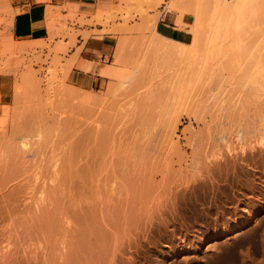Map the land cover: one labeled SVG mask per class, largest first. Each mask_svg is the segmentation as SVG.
I'll list each match as a JSON object with an SVG mask.
<instances>
[{
    "label": "rangeland",
    "instance_id": "obj_1",
    "mask_svg": "<svg viewBox=\"0 0 264 264\" xmlns=\"http://www.w3.org/2000/svg\"><path fill=\"white\" fill-rule=\"evenodd\" d=\"M8 1L0 0V252L3 253V244L10 245L11 251L3 253L6 259L0 258V264H53L47 258L52 249L62 247L60 251L65 252L63 240L69 247L73 244L68 245L67 240L80 230L84 217L89 213L92 216V204L96 208L98 202H103V208L98 206L100 210H95L102 212L105 204L109 207L112 201L116 206L120 203L114 200L122 198L120 192L129 193L123 181L120 186L119 180L116 183L123 174V164L128 162L124 159H136L134 155L140 157L144 153L149 158L150 151L155 162L146 165L149 173L146 170L145 185H139L138 195L134 196H139L138 200L125 195L132 203L138 201L136 204L143 206H138V213L130 204L135 216L141 212L146 217L137 215L142 219L136 217L137 225L133 220L130 225L131 216H135L128 212L130 201L126 197L118 205H122V218L117 212L122 209H114L118 206L107 207L113 208V217L114 212L120 216H116L118 220L110 217L117 222L123 220L124 212L132 214H126L129 219L124 220L135 227H129L128 233L124 220H114L115 226L126 227H119L122 232L118 231L121 235L125 230L127 237L122 235V240L117 232L113 234L114 240H119L115 242L119 252L113 248L109 264H211L223 251L228 254V264H264V171L259 175L264 161L262 164L258 160L259 171L244 163L247 173L231 169L226 179L212 174L205 187L201 178L192 182L194 187L184 183L193 176L196 158L203 157L201 149H226L228 134L222 133L226 136L220 138L217 127L226 128L229 119L233 122L228 113L241 111V101H246L251 110L264 103V0H121L123 6L120 1L117 13L107 18L121 20L118 28L101 30H111L117 46L98 60L97 70L83 67L76 59L90 32L79 31L65 21L42 43L14 39L7 20ZM78 33L83 42L76 45ZM193 34V43L178 44L189 42ZM117 52L121 61L116 65L121 71L106 75L99 72L103 65L114 62ZM89 53L85 50L82 54ZM74 66L89 72L82 75ZM93 76L99 80L91 83ZM237 102L241 103L234 110ZM251 110L252 115L255 112L254 124L258 125L257 109ZM100 133L104 134L103 139L109 137V141L103 140L108 143L106 147L102 145L104 148L100 146L104 144ZM98 142L103 151L97 148ZM96 152L111 155L107 156L110 159L116 154L121 156V166L118 162L116 165L123 171H109L114 164L109 166L111 161L106 157L102 167L106 165L108 172H98L103 159L101 154V162L100 157L97 160L94 156V163L98 165L99 161L98 167L93 165L95 170L98 168L94 173L103 175L99 174L96 182H89L91 185L86 184L84 193L85 186L81 187L83 191L78 188L79 195L82 193L80 202L89 201L84 210V204L76 203L79 200H69L75 196L68 195L70 189L68 193L64 191V186H68L61 184L64 180L60 183L61 193L71 198L66 196L68 201L60 194V175L67 156L78 159L85 154L97 155ZM51 178L57 179L59 187ZM37 196L38 201L49 203L42 207L52 215L51 220L56 219L51 226L46 225L49 233L38 225L39 231L27 230L29 222L24 226L25 216L38 209L33 200ZM49 196L56 199L52 202ZM47 200L55 204L50 206ZM75 203L79 204L75 207L83 208L79 213L77 207L82 222L73 224L76 218H70L73 227L80 226L77 230L72 227L71 232L62 221L66 216H76L79 221L74 215ZM49 206H55L54 213ZM241 220L248 221L229 230ZM73 235L71 240L76 242L75 237L80 235ZM39 241L47 246H40ZM54 251L55 254L57 250ZM44 253L48 254L46 259ZM66 254L64 262L55 255L54 258L61 264L70 262Z\"/></svg>",
    "mask_w": 264,
    "mask_h": 264
},
{
    "label": "bare ground",
    "instance_id": "obj_2",
    "mask_svg": "<svg viewBox=\"0 0 264 264\" xmlns=\"http://www.w3.org/2000/svg\"><path fill=\"white\" fill-rule=\"evenodd\" d=\"M157 36H158V34H157ZM159 36H161V34L159 35ZM160 38H163L162 36L160 37ZM166 39V38H165ZM195 40V34H193V36H192V39L189 41V42H176V43H178V44H180V45H186V44H191V43H193V41ZM173 41V40H172ZM117 46V45H116ZM119 46V45H118ZM122 48V47H121ZM119 51V50H118ZM121 57H122V55H121ZM114 60V59H113ZM119 61H121L120 60V54L117 52L116 53V55H115V60H114V62H112V63H110V64H106V65H103L102 66V68H101V71H99V72H101L102 74H104V75H106V74H117L118 73V71L120 70V69H118V67L120 68V65L119 66H117L116 65V63H118V64H120L119 63ZM121 71V70H120ZM242 102V105H241V111H239L238 110V103L239 102H237V109L235 108L234 109V107H233V109L234 110H238V111H235V112H231L230 111V113H228L229 114V116H232V118L234 119L233 120V122H231V119H229V120H227L228 121V126L226 127V128H224L223 126H219V127H217V129H219L217 132L218 133H220V138L222 137V136H226V134H228V138H225V144H226V149H219V150H216L215 148H211V149H209L208 150V147H205V146H203V147H205L204 149H201V150H203L204 151V153H203V157L201 158L200 157V155L196 158V165H195V167H194V172H193V176H189V178H187L185 181H184V183H191V184H189V185H187V186H191L193 183L192 182H194V180H196V178H201L202 180H203V185L204 184H209V181H210V179L212 178V174H217V175H219V176H224L225 177V179H226V177H228L229 176V172H230V170L231 169H235V170H238V171H242V172H248V171H246V170H243V164L245 163L246 165H250L251 164V167H253L254 169H257V167H258V165H260V163H262L263 164V162L262 161H264V116L263 117H261V115H262V113L264 112V103H260V105L259 106H261L262 107V109H261V107H259L258 106V104H257V106H254V111H256V109H257V115L259 114V117H260V119L258 120V125H255L254 123H257L256 121H255V117H254V113H253V115L251 114L253 111V109L251 110L250 108H249V105L247 104V102L246 101H241ZM240 102V103H241ZM246 102V103H245ZM263 102V101H262ZM239 103V104H240ZM252 104V103H251ZM246 105H248V106H246ZM252 106V107H253ZM250 107H251V105H250ZM243 108H245L246 110H244ZM232 109V110H233ZM259 109H261V110H259ZM249 110H251L252 112L251 113H249ZM258 117V118H259ZM179 119V118H178ZM190 119V118H189ZM180 120V119H179ZM238 120V121H237ZM226 121V122H227ZM236 121V122H235ZM253 121V122H252ZM219 122H220V120H219ZM221 123H222V121H221ZM220 123V124H221ZM233 123L235 124V127H233L232 125H233ZM215 124H217V123H215ZM223 124V123H222ZM218 125V124H217ZM238 126H240V129L238 128ZM223 127V128H222ZM176 128V127H175ZM238 128V129H237ZM234 132H233V131ZM174 131V129L172 130V132ZM227 131H228V133H227ZM239 131L241 132V135L239 136ZM232 132H233V134H232ZM99 133V132H98ZM97 133V134H98ZM222 133H226V134H224V135H222ZM101 134V133H100ZM104 134L102 133L100 136H101V141L102 142H104V144L103 143H101V141H100V143H101V145H100V143L97 145V148L98 149H101L100 151H103L102 150V148H104V146L106 145L107 146V142H106V144H105V141L107 140V141H109L108 139H103V136ZM95 137H97V135L95 136ZM109 138V137H108ZM232 138H234V140L232 139ZM148 139H150L149 137H148ZM208 138H206V139H204V140H207ZM213 139V138H212ZM103 140H105V141H103ZM210 140V139H209ZM95 141V140H94ZM148 140H146V142H147ZM208 141V140H207ZM207 141H205V142H207ZM149 142H150V140H149ZM149 142H147V143H149ZM204 142V143H205ZM202 143H203V141H202ZM96 144V143H95ZM94 143H93V145H95ZM24 146H25V143L23 144ZM102 147V148H100V146ZM102 145H104V146H102ZM206 145V144H205ZM99 146V147H98ZM105 146V147H106ZM215 149V150H214ZM97 153V155L96 154H91V155H93V156H89L90 154H85V156H79V158H81V160L78 158V159H76L77 157L76 156H73V155H69V156H67L66 158H65V160H66V162L64 161V165H63V169H62V172H61V175H60V178L62 177L63 179H61L60 180V182H59V184L61 183V181L62 182H64L65 181V183H61V184H68V186H70L73 190L75 189L76 191L75 192H72V189L69 187V188H67L68 186H64V188L66 189V190H64V191H67V189L69 190L70 189V194H68V195H73V196H77V200H75V197H72V199H69L70 201L72 200H74L75 202L76 201H78V202H76V203H79V204H81V206L84 204V202H80V199L78 198V197H80V196H82V193H84L85 192V190H87V187L86 186H88L90 183L89 182H91V184L92 183H94V182H96V177L98 176L99 177V174L100 173H102L103 171L104 172H108L107 170L109 169V171H111L112 169V171H116V170H119V169H121V168H119V166L117 167V165H116V163L118 162L119 163V165L122 163H120L119 161H121V156H119V158H118V154H116L115 155V157L113 156L111 159L110 158H108L107 156H111V155H106V154H102V153H104V152H96ZM99 154H101V157H102V159L104 158V159H106V157L108 158V159H110L109 161H111V163H109L110 165L109 166H111V164L113 163L114 164V166L116 167V168H114V166H111L110 168H108L107 169V167H106V165H105V168H104V165H103V167H102V164H105V162H107V161H105L104 159H103V161L101 160V157H100V155ZM142 154V153H141ZM140 154V155H141ZM145 154V153H144ZM143 154V156L141 155L140 157H139V155L137 156V155H134V154H132V155H134L135 156V158L136 159H133L132 158V156H130L131 158H132V160H130V158H129V160H126V159H124V162H126V161H128L127 163H125V164H123V166H122V168H123V174L121 175V177L119 176V179H116L117 181H116V183L118 182V180H119V186L121 185L120 184V182L121 181H123V183L125 184V186H126V189L128 190L127 192H129V193H127V194H125V195H127V196H131V197H134L136 194L138 195V187H139V185H141V184H144V182H146L145 180H146V176H147V174L149 173V170L148 169H146V165H151L152 164V162H155L154 160L152 161L151 160V156H150V154L152 155V153H151V151H150V154H149V158L147 157V158H145L146 156ZM99 155V156H98ZM104 155H105V157H104ZM119 155H121V154H119ZM123 155V154H122ZM94 156H97V160L99 159V157H100V162H101V166H99V168L101 167V169H99L98 170V172H100L101 170H102V172H100V173H94L96 170L93 168V167H95L96 165H97V163L95 164L94 163V161H95V159H94ZM117 156V157H116ZM126 156V155H125ZM124 156V158H126ZM145 156V157H144ZM74 157H76V158H74ZM123 157V156H122ZM139 158H141V159H139ZM108 159H106V160H108ZM138 159V160H137ZM261 160V162L260 163H258V160ZM76 160H79V161H76ZM140 160V161H139ZM146 160V162L144 163L143 161H145ZM105 161V162H104ZM142 161V162H141ZM97 162V161H96ZM123 162V163H124ZM139 162V163H138ZM257 163V164H256ZM107 164V163H106ZM112 164V165H113ZM253 164H256V165H254V166H252ZM93 165H95V166H93ZM98 165H99V161H98ZM98 165L96 166V167H98ZM125 165V166H124ZM121 166V165H120ZM95 167V168H96ZM118 168V169H117ZM104 169V170H103ZM111 169V170H110ZM95 170V171H94ZM106 170V171H105ZM146 170H147V172H146ZM256 171H259V168L256 170ZM264 171V168L262 169V171H259V175L261 174L262 175V172ZM57 172V171H56ZM97 172V171H96ZM103 172V173H104ZM112 173V172H111ZM98 174V175H97ZM103 175V174H102ZM101 174H100V176H102ZM97 177V178H98ZM100 178V177H99ZM98 178V179H99ZM102 178V177H101ZM52 179V178H51ZM53 181H56L57 179H52ZM51 180V181H52ZM64 180V181H63ZM52 181V182H53ZM98 181V180H97ZM58 181H56V186L57 187H59L60 186V188H59V191H60V194H63V193H61V190H62V192H63V186H61V184L58 186L57 183ZM67 182V183H66ZM86 184H88V185H86ZM90 184V185H91ZM117 184H115V185H117ZM53 186H55V183H53L52 184ZM82 185L83 186H85L84 187V189L83 188H81L82 187ZM145 185V184H144ZM194 185V184H193ZM207 185H204V187L205 186H207ZM80 186V187H79ZM118 186V187H119ZM195 186V185H194ZM194 186H191V187H194ZM210 186H212V185H210ZM116 187V186H115ZM115 187H113V189L115 188ZM117 187V188H118ZM43 188V187H42ZM62 188V189H61ZM78 188H80V190H82L83 192L79 195V192H81V191H79L78 192ZM116 188V189H117ZM121 188V187H120ZM119 188V189H120ZM42 190V189H41ZM137 192H136V191ZM117 191V190H116ZM115 191V192H116ZM43 192H44V190H43ZM69 191H67V193H68ZM118 192V191H117ZM76 193H78V194H76ZM136 193V194H135ZM41 195H42V193H40ZM76 194V195H75ZM116 194V193H115ZM118 194V193H117ZM129 194V195H128ZM40 195V196H41ZM46 195V194H45ZM45 195H43L44 196V200L43 201H45L46 202V199H45ZM63 195H65V192H64V194ZM62 195V196H63ZM68 195H65V198L68 200V198H71V197H69ZM120 195L122 196V198H119V199H114V200H116V202H117V200H119V202L120 203H124V198L126 197L124 194H122V192H120ZM124 195V196H123ZM47 196V195H46ZM61 196V197H62ZM68 198H67V197ZM84 196V195H83ZM50 197V201H52V199L54 198H52L51 196H49ZM48 197V198H49ZM87 197V196H86ZM85 197V199H87ZM139 197V196H138ZM138 197L136 196V198L134 197V198H131V199H133V201H136V200H134V199H137L138 200ZM38 198V196L36 197V199ZM41 198V197H40ZM39 198V200H41ZM117 198V197H116ZM36 199H33V200H35L34 201V203H35V205L38 207V209H35L34 211V213H35V215H34V213H30V214H26L25 212V214L27 215V216H25V218L24 219H26V222L24 221V219L23 218H21V220H23L25 223H24V226L25 225H27V223L29 222V224L27 225L28 227H30V228H28L27 226H26V228H27V230L28 229H31L32 230V228L34 229L35 228V230H37L38 229V231H39V227L38 226H43V228H45V230L49 233L50 231H48L47 229H46V225H50L51 226V224L53 223L52 221L54 220V221H56V219L54 218L53 220H51V218H52V215H50V213L49 214H47L48 212L46 211V209H44L42 206H44L45 204L47 205V203H45V202H42V201H38V199L36 200ZM56 199V198H55ZM55 199H53V200H55ZM82 200L84 199V198H81ZM83 200V201H87V200ZM130 198H128V197H126V200H129ZM130 199V200H131ZM49 200H47V201H49ZM68 200V201H69ZM81 200V201H82ZM120 200H123V202H121ZM129 200V201H130ZM141 200H142V198H141ZM141 200H139V204L142 202ZM49 201V202H50ZM71 201V202H72ZM74 201H73V203H74ZM132 201V200H131ZM128 202V204H127V206L126 207H130V209H131V211H130V209H128V210H126V208H125V210L126 211H128V212H132L133 213V210L134 209H136L137 210V212L139 213V211H138V209L140 208L141 209V207H143V206H141V205H138V204H136V203H138V201L137 202H135V204L134 203H132V202ZM141 201V202H140ZM38 202H39V205H38ZM42 202V203H41ZM53 202V201H52ZM52 202H50V206L51 205H53V204H55V203H52ZM89 202V201H88ZM87 202V203H88ZM113 202L114 201H112V204H111V202L110 203H108V204H110L109 205V207H111V205H112V207H117L120 203L119 202H117V203H119V204H117V206H116V203H115V206H114V204H113ZM186 202V201H185ZM31 203V202H30ZM33 203V202H32ZM33 203V204H34ZM43 203H45L44 205H43ZM52 203V204H51ZM74 204V208L76 209L75 211H76V213L74 212V215L75 214H77V207L79 208V206H77V207H75V205H79V204ZM87 203H85L84 205H86V206H84L83 205V208H85V207H87L88 205H87ZM125 203H127V201L125 202ZM144 203V202H143ZM32 204V205H33ZM49 204V203H48ZM90 205H91V203H89ZM95 204H97V203H95ZM100 204V205H99ZM102 204H103V202L102 203H100V202H98V205H96L97 207L96 208H98V206L100 207V206H102ZM130 204H133L136 208H134L133 209V207L131 208V206L132 205H130ZM142 204V203H141ZM145 204V203H144ZM143 204V205H144ZM187 204V203H186ZM189 204V203H188ZM28 205V204H27ZM35 205L33 206V207H35ZM40 205H41V208H39L40 207ZM89 205V206H90ZM104 205V204H103ZM124 205V204H123ZM50 206H49V208H50ZM80 206V207H81ZM92 206L94 207V211H91V212H93V214H92V216L90 215V213H89V215H90V217H89V215H87L86 217H84V219H83V223H82V226H81V228H80V230L79 231H74V232H76V234L77 235H80V237L78 236H76L75 238H77L76 240V242H75V240H71V235H73V229H75L76 227H77V225L75 226V227H73L72 226V223L74 224V223H77L78 224V222H79V225H81L80 223L82 222V221H80V219L79 218H81L80 216H81V214H80V216H79V214H77L78 215V219H79V221H77V217L75 216H73V217H69V216H66V220H64L63 219V221H62V223H65L66 224V226L67 225H69L70 227H68V229H71L70 231L71 232H73L71 235H70V239H68L67 241V244L68 245H70V244H72V245H70V247H71V249H70V247L69 246H67V245H65V243L66 242H64V240H63V249L65 250V252H62V250L60 251V249L62 248H59V249H52V252H51V254H49V256L51 255V257H47V258H49L51 261H53L52 263L53 264H56L57 262H58V264H61V262H62V260H63V262H64V258L65 257H63V256H65V254H66V252H67V254H66V257L70 260V262H67V263H63V264H107V262H108V260L109 259H111L110 257L112 256L111 254H112V250H113V248H115V246L117 245V244H115V242L116 243H118L119 242V240L117 239V236H116V239L118 240V241H115L114 240V236H115V234H116V232H117V234L116 235H118V238L120 237V239H124L125 237H127L125 234H126V232H128L129 231V227H131L130 225H132V220L135 222V224H136V222L138 223V221H135V219L134 218H136V217H138V216H143V214L142 215H140L141 214V212H140V214L138 215V214H136V216H135V214L134 213H136V211L133 213V215L135 216V217H133V216H131V218H130V225L129 224H126L127 222L125 221L127 218H128V216H126V214L127 215H129L130 213H126V212H124L125 213V215H124V213H122V215H124V218H123V220L125 221V224H124V222H123V224H124V226L126 225V227H127V229H126V232H125V230H123V234L121 233V235L119 234V231H120V229H119V227L120 226H115L114 225V220L116 219V220H118L119 218L118 217H116L118 214H119V212H120V216H121V212L123 211V209L122 208H119V207H121L122 205H120V206H118L117 208H114L115 210H119V209H122L121 211L119 210V211H117L118 212V214H116V212H114V214L116 215H114L115 217H113V208H110V209H108L109 210V212L106 214V212L108 211L107 210V207H108V205L107 204H105V206H106V208H104L106 211L104 212V209H103V211L101 212V211H98V210H100L99 208H98V212L96 211L95 212V210H96V208H95V206L92 204ZM104 206V207H105ZM138 206H141V207H138ZM190 206V205H189ZM211 206H212V204H211ZM211 206L209 207L211 210H212V208H211ZM25 207H27V206H25ZM25 207H24V210H25ZM36 207V208H37ZM91 207V206H90ZM108 207V208H109ZM146 207V206H145ZM53 207H51L50 208V211H51V209H52ZM54 208H55V206H54ZM54 208L52 209V211L51 212H53L54 213ZM82 207L81 208H79L80 209V211H79V213L81 212V209H83ZM100 208H103V207H100ZM119 208V209H118ZM146 208H148V206L146 207ZM78 209V210H79ZM139 209V210H140ZM145 208H143L142 210H144ZM150 208H148L147 210H149ZM54 210V211H53ZM84 210H87V208H85ZM102 210V209H101ZM114 210V211H115ZM141 210V211H142ZM146 210V212H148L149 213V211H147ZM27 211H29V209H27L26 210V212ZM112 211V212H111ZM30 212V211H29ZM86 213V211H82V213ZM145 212V213H146ZM208 212L210 213V210L208 209ZM84 213V214H85ZM109 213H111V215L110 216H108L109 215ZM24 214V215H25ZM52 214V213H51ZM87 214V213H86ZM85 214V215H86ZM147 214V213H146ZM54 215V214H53ZM118 215V216H119ZM130 215H132V214H130ZM138 215V216H137ZM119 216V217H120ZM256 216V214H252V217H255ZM53 217H55V215L53 216ZM69 217V218H68ZM110 217H112V218H115L114 220L112 219V218H110ZM127 217V218H126ZM132 217H133V219H132ZM143 217H146L145 216V214H144V216ZM65 218V217H64ZM70 218L72 219V218H76V221H75V219H73L72 220V223H71V220H70ZM120 218H122V216L120 217ZM139 218V217H138ZM129 219V218H128ZM142 218L140 217L139 218V220H141ZM20 220V219H19ZM81 220H82V218H81ZM110 220H113V221H110ZM115 220V221H116ZM122 219H120L118 222H120L121 223V221H123ZM136 220H137V218H136ZM23 221H20V222H22L23 223ZM248 220H241L239 223H236L233 227H231V228H229V230L230 229H232V228H237L238 226H240V227H242V225L243 224H245L246 222H247ZM117 222V221H116ZM115 222V223H116ZM117 222V223H118ZM113 223V224H112ZM71 224V225H70ZM36 225H38V226H36ZM53 225H55V223L53 224ZM52 225V226H53ZM114 225V226H113ZM127 225H129V226H127ZM137 225V224H136ZM49 227V226H48ZM54 227V226H53ZM53 227L52 228H50V230L51 229H53ZM72 227H73V229H72ZM80 226H78L77 228H79ZM114 227L116 228V230L114 229ZM122 227V226H121ZM120 227V228H121ZM125 227V228H126ZM133 228H135L134 226H132ZM132 227L130 228V230L132 229ZM37 228V229H36ZM77 228L75 229V230H77ZM122 228H124V227H122ZM124 228V229H125ZM224 228H225V226H224ZM23 229V228H22ZM118 229H119V231H118ZM24 230V229H23ZM22 230V231H23ZM30 230V231H31ZM40 230H42V229H40ZM112 230H115L114 231V233H112L111 231ZM34 231V230H33ZM44 231V230H43ZM108 231H110V232H108ZM47 232H45V233H47ZM120 232H122V229H121V231ZM110 233V234H109ZM129 233V232H128ZM113 234H114V236H113ZM122 235H125V237L124 236H122ZM75 235H73L72 237H74ZM122 236V237H121ZM48 239V238H47ZM73 239V238H72ZM122 239V240H123ZM73 241V242H71V241ZM114 240V241H113ZM66 241V240H65ZM40 242V246H43L44 248L47 246L46 244H45V242L43 243V244H41L42 242L41 241H39ZM39 242H38V244H39ZM9 243V242H8ZM6 244H7V242H6ZM10 244V243H9ZM45 244V245H44ZM123 244V243H122ZM121 244V245H122ZM8 245V244H7ZM5 246L4 244H3V247H1L2 248V252L3 253H5V254H8L9 252V250L11 249H9V246L10 245H8V246ZM2 246V245H1ZM37 246H39V245H37ZM39 246V247H40ZM60 246H62V244L60 245ZM123 246V245H122ZM122 246H120L119 248L121 249V247ZM59 247V246H58ZM66 247V248H65ZM68 247V248H67ZM42 247H40V249H41ZM44 248H42L41 250H43ZM109 248V249H108ZM47 249V248H46ZM48 249L49 250H51L50 249V246L48 247ZM108 251H107V250ZM116 249V248H115ZM38 250V249H37ZM49 250H47V251H49ZM59 250V251H58ZM109 250H110V252H109ZM118 252H119V250L118 249H116ZM11 251V250H10ZM53 251L55 252V254L58 252V256L56 257V255L53 253ZM107 251V252H106ZM7 252V253H6ZM38 252H41V251H38ZM45 253H48V252H46V250L44 251ZM49 252V253H50ZM60 252V253H59ZM105 252H106V254H105ZM3 253H1L0 252V258H2L5 254H3ZM43 254L42 256H45V258L44 259H46V255H48V254ZM108 253H110V256H109V254ZM55 255V257L56 258H62V260H61V262H60V260L58 261L56 258H54V255ZM105 254V255H104ZM69 255H72V258H71V256H69ZM114 255V254H113ZM117 255V254H116ZM115 255V257H117ZM62 256V257H61ZM228 258V254L226 253V252H222L221 254H220V256H219V258L216 260V261H214V262H212L211 264H228V262L225 260V259H227ZM4 259H6V257L4 256ZM57 261H56V260ZM72 259V260H71ZM48 260V259H47ZM47 260H46V262H47ZM49 260V261H50ZM68 260V261H69ZM112 260V259H111ZM50 261V262H51ZM56 261V263H54ZM60 262V263H59ZM110 263L112 262V261H109ZM109 262H108V264H109ZM47 264H49V263H47Z\"/></svg>",
    "mask_w": 264,
    "mask_h": 264
},
{
    "label": "crops",
    "instance_id": "obj_3",
    "mask_svg": "<svg viewBox=\"0 0 264 264\" xmlns=\"http://www.w3.org/2000/svg\"><path fill=\"white\" fill-rule=\"evenodd\" d=\"M121 0H9L7 6V20L12 37L23 42L42 43L51 37L61 22L73 26L79 31L90 32L84 40V47L80 50L77 60L90 70L96 69L98 60L112 53L117 38L111 30L101 31L103 28H118L121 23L118 18L108 19L109 14L117 13ZM130 4V2H128ZM124 2L121 1V6ZM82 20V23L79 22ZM107 23L105 24V21ZM183 21V16L181 18ZM51 35V36H50ZM76 45L83 42L82 34L78 33ZM24 45V44H23ZM22 45V46H23ZM25 46V45H24ZM75 48H72V54ZM88 50L89 56H83ZM74 68H78L74 66ZM81 74H88L83 68ZM96 72V71H95ZM98 74V73H96ZM91 83L99 77L90 78Z\"/></svg>",
    "mask_w": 264,
    "mask_h": 264
}]
</instances>
